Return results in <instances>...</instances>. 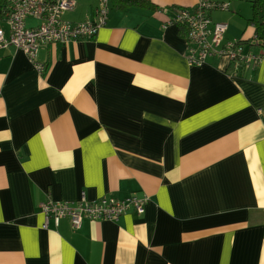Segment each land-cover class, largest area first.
<instances>
[{
  "label": "crops",
  "instance_id": "1",
  "mask_svg": "<svg viewBox=\"0 0 264 264\" xmlns=\"http://www.w3.org/2000/svg\"><path fill=\"white\" fill-rule=\"evenodd\" d=\"M75 1L65 20L94 17ZM147 1L35 60L0 50V264H264V64L189 65L170 13L199 0ZM132 194L141 215L42 227L48 199Z\"/></svg>",
  "mask_w": 264,
  "mask_h": 264
},
{
  "label": "built area",
  "instance_id": "2",
  "mask_svg": "<svg viewBox=\"0 0 264 264\" xmlns=\"http://www.w3.org/2000/svg\"><path fill=\"white\" fill-rule=\"evenodd\" d=\"M76 7L75 0H4L2 18L7 30L0 27V50L13 46L35 60L41 46L94 38L108 18V0H98L93 18L79 22L65 20L64 13ZM214 9L226 11L229 4L199 0L194 7H178L170 13L171 22L186 32L188 64H205L211 57L219 56H226L235 72L264 64V52L259 47L247 48L238 39L225 40L227 24L211 20L210 12ZM169 10L164 8L162 12L169 14ZM27 18L35 20L36 24L27 25ZM35 66L40 73L45 69L41 63ZM147 200L146 195L137 194L122 199L104 196L96 200H88L83 195L78 202L48 199L40 204L42 227L46 228L51 220L57 226L64 218L77 229L84 219L117 221L129 211L141 215Z\"/></svg>",
  "mask_w": 264,
  "mask_h": 264
},
{
  "label": "trees",
  "instance_id": "3",
  "mask_svg": "<svg viewBox=\"0 0 264 264\" xmlns=\"http://www.w3.org/2000/svg\"><path fill=\"white\" fill-rule=\"evenodd\" d=\"M118 6L130 7V6H153L152 3L147 0H117ZM251 5L252 15L247 22L250 26L254 28V35L251 39H238L247 48L249 47H259L264 52V0H248ZM3 6L4 0H0V17L3 16ZM172 9L178 8L177 6H172ZM153 10H157V7H153ZM180 36L184 39L186 32L184 29H178ZM231 67V66H230ZM233 70V68H232ZM234 71V70H233ZM234 73H236L234 71Z\"/></svg>",
  "mask_w": 264,
  "mask_h": 264
},
{
  "label": "rangeland",
  "instance_id": "4",
  "mask_svg": "<svg viewBox=\"0 0 264 264\" xmlns=\"http://www.w3.org/2000/svg\"><path fill=\"white\" fill-rule=\"evenodd\" d=\"M213 1L223 2L221 0H213ZM224 1L228 4H229V2H232V4H233L232 9L230 7V11L226 10V12H224L222 10L216 11L218 9H214L215 10L214 12H218L219 14H223L226 17L223 21L214 20L213 22L226 23L227 29L229 27L228 32H231V30L237 31L240 34L241 38L246 37L249 33L251 34V32H252L251 29L253 27L250 26L247 22V19H249L252 15V9H251L250 2L248 0H224ZM234 5L236 7L238 6L239 8L238 9L234 8ZM66 17H68L70 19H75V16L73 14H69ZM210 18H212V17H210ZM229 20H231V23ZM243 31H244V33L242 34ZM231 40H234V39H231Z\"/></svg>",
  "mask_w": 264,
  "mask_h": 264
}]
</instances>
